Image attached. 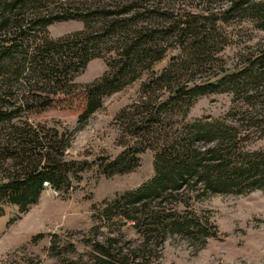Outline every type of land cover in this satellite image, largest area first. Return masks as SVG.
<instances>
[{"label": "trees", "instance_id": "obj_1", "mask_svg": "<svg viewBox=\"0 0 264 264\" xmlns=\"http://www.w3.org/2000/svg\"><path fill=\"white\" fill-rule=\"evenodd\" d=\"M90 1L72 0L50 10L46 0H0V95L4 87L22 80L31 93L27 111L44 109L52 105L57 94L72 92L75 76L90 60L106 59L107 66L101 78L81 89L84 103L71 132L59 136L57 130L50 134L45 128L26 123L15 125V111H0V126L6 136L0 143V170L7 172L0 182V217L7 205L17 207V218L26 213L37 204L46 185L55 192H67L72 181L80 180V173L94 165L106 178L130 173L139 166L140 154L152 150L154 176L148 182L112 202L92 205V209L99 220L123 218L146 235L182 232L194 238L202 228L187 216L166 210L165 205L194 190L204 196L262 189L264 151L242 150L238 128L225 118L187 122V113L201 96L245 94L258 86L263 88L264 52L243 70L213 82L198 85L191 78L184 81L194 68V60L206 62L212 49L209 32L194 28V18L171 21L166 27L157 22L164 23V14L148 6L147 0ZM247 5L239 0L234 6ZM244 8L263 20L264 29V2ZM70 20L81 22L83 30L57 41L47 37L50 24ZM34 27H39L43 37L32 45L25 44ZM170 40L183 47L186 61L168 64L141 84V102L132 107L125 129L133 143L125 144L113 159L65 161L64 152L72 136L87 125L104 98L136 81L143 72H151L164 57ZM173 118H179V123ZM97 251L106 257L97 259V264H121L110 259L107 247L99 246Z\"/></svg>", "mask_w": 264, "mask_h": 264}, {"label": "rangeland", "instance_id": "obj_2", "mask_svg": "<svg viewBox=\"0 0 264 264\" xmlns=\"http://www.w3.org/2000/svg\"><path fill=\"white\" fill-rule=\"evenodd\" d=\"M68 1L72 0H46L45 5L50 10L58 9ZM238 1L147 0L148 6L160 9L159 13L166 17L164 23L157 21L163 26L194 18V28H205L211 36L207 63L194 60V68L191 66L184 81L191 78L198 85L213 82L224 74L243 70L263 55V20L244 7L264 0H241L249 4L243 8L234 6ZM81 30L83 24L73 20L53 22L46 28L47 37L54 41ZM42 37L39 27H34L25 44L32 45ZM166 47L164 57L152 66L151 72H143L139 79L104 98L102 107L87 125L72 136L64 152L65 161L113 159L125 144L133 143L134 138L125 129L132 107L141 102V84L168 64L186 61L183 47L175 40L168 41ZM106 70V59L90 60L75 76L72 92L59 93L51 106L31 111L26 109V103L31 104L28 86L22 80L12 83L0 95V111H15V125L26 123L33 128H45L50 134L57 130L59 136L71 132L84 103L81 89L101 78ZM258 87L245 94L222 92L201 96L189 109L186 121L225 118L238 128L242 150L263 152L264 87ZM155 95L158 97V93ZM173 119L179 123V118ZM2 127L0 143L6 139ZM139 158V166L132 172L111 178L101 176L94 165L80 173V180H73L67 192H55L46 185L37 204L18 218L17 207L5 206V215L0 217V264H97V259H106L97 251L99 246L107 247L110 259L121 264H264V187L238 194L204 196L194 190L165 205L166 210H175L202 228L194 238L182 232L146 235L143 229L123 218L99 220L92 205L112 202L154 176V152L145 150ZM6 173L0 170V182Z\"/></svg>", "mask_w": 264, "mask_h": 264}]
</instances>
